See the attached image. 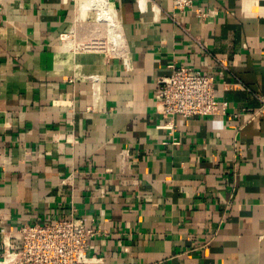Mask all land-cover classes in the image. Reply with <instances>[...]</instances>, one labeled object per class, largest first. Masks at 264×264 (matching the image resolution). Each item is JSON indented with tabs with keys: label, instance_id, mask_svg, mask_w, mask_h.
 <instances>
[{
	"label": "crops",
	"instance_id": "0c3cea01",
	"mask_svg": "<svg viewBox=\"0 0 264 264\" xmlns=\"http://www.w3.org/2000/svg\"><path fill=\"white\" fill-rule=\"evenodd\" d=\"M85 1L0 0V261L22 225L74 215L103 264H264V0H195L190 35L173 0H105L112 57L65 43L100 29ZM173 65L213 75L229 114L164 128Z\"/></svg>",
	"mask_w": 264,
	"mask_h": 264
},
{
	"label": "built area",
	"instance_id": "2783aa9c",
	"mask_svg": "<svg viewBox=\"0 0 264 264\" xmlns=\"http://www.w3.org/2000/svg\"><path fill=\"white\" fill-rule=\"evenodd\" d=\"M176 11L172 20L189 34L180 14L195 8V0H173ZM197 16L206 19L210 14L196 10ZM190 35V34H189ZM67 39V34L62 40ZM128 68V62L125 61ZM238 88H245L238 83ZM261 105L249 113V122L264 117V98L257 95ZM229 104L216 97L213 75L204 74L184 65L171 66V73L159 79L155 93V109L166 119L164 128L175 130V118L224 116ZM234 116H238L237 113ZM94 222V220H92ZM18 244L5 237L4 253L0 264H103V258L94 254L92 240L100 235L96 226H89L83 218L71 215L53 223L24 224L18 230Z\"/></svg>",
	"mask_w": 264,
	"mask_h": 264
},
{
	"label": "rangeland",
	"instance_id": "374dc122",
	"mask_svg": "<svg viewBox=\"0 0 264 264\" xmlns=\"http://www.w3.org/2000/svg\"><path fill=\"white\" fill-rule=\"evenodd\" d=\"M88 14H94L96 20H100L98 21V24L100 25L99 31L96 34H84L80 38L76 34H69L70 39L65 42L67 43L66 45H70L69 50L74 53L97 52L100 54H104L106 57L119 55L120 50H116L113 45L114 39L112 38L114 37L116 39V37L112 33V28H110L112 33L111 35L108 32L107 23L103 22L104 20L108 21L112 26V22L110 21L109 16H99L100 11L97 8L90 10ZM96 22L94 24L96 26H99L96 24Z\"/></svg>",
	"mask_w": 264,
	"mask_h": 264
},
{
	"label": "bare ground",
	"instance_id": "6f19581e",
	"mask_svg": "<svg viewBox=\"0 0 264 264\" xmlns=\"http://www.w3.org/2000/svg\"><path fill=\"white\" fill-rule=\"evenodd\" d=\"M81 4H82L81 5V16L82 17H85L88 11L90 12V10H92L94 8L95 9L97 8L100 11V16H104V15L105 16L106 15L109 16L110 21L112 22V27H114V24H115L114 16L113 15H110L111 13L107 12V9L108 8H107L106 1L105 0H86L85 3H81ZM113 14H114V12H113ZM115 26H116L115 28H112V33L116 37V40L120 41L121 35L119 34V32H117V25L116 24H115Z\"/></svg>",
	"mask_w": 264,
	"mask_h": 264
}]
</instances>
